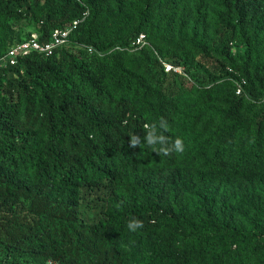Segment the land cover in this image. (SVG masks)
Instances as JSON below:
<instances>
[{"label":"trees","instance_id":"1","mask_svg":"<svg viewBox=\"0 0 264 264\" xmlns=\"http://www.w3.org/2000/svg\"><path fill=\"white\" fill-rule=\"evenodd\" d=\"M75 21L0 66V264H264V0H0V57Z\"/></svg>","mask_w":264,"mask_h":264},{"label":"built area","instance_id":"2","mask_svg":"<svg viewBox=\"0 0 264 264\" xmlns=\"http://www.w3.org/2000/svg\"><path fill=\"white\" fill-rule=\"evenodd\" d=\"M77 24L78 21H75L73 25L65 29H56L52 34V39L46 42L40 41L38 32H33L30 38L11 46L8 52L4 56L0 57V66H6L8 63L16 64L19 60V57L26 56L35 50L39 52H43L47 55L52 54L56 47L63 45L69 41V36ZM137 43L138 44L145 43L144 34H141L137 38ZM165 66L167 71L175 70L178 72H183V69L181 67H176L169 63H165ZM245 83L246 80L244 78L241 79L240 81H237L236 85H237L238 94L243 92V85Z\"/></svg>","mask_w":264,"mask_h":264},{"label":"clouds","instance_id":"3","mask_svg":"<svg viewBox=\"0 0 264 264\" xmlns=\"http://www.w3.org/2000/svg\"><path fill=\"white\" fill-rule=\"evenodd\" d=\"M145 136L143 139L137 134L130 135V148H136L146 143L151 147L152 151H155L160 156L170 155L173 151L177 153H183L185 150L184 140L181 137H176V139L169 146V137L165 135L166 132L170 131L169 124L167 120L161 118L158 122H153L151 124H145ZM159 145V147H157ZM143 221L138 218H130L127 223V228L130 231H137L143 228Z\"/></svg>","mask_w":264,"mask_h":264},{"label":"rangeland","instance_id":"4","mask_svg":"<svg viewBox=\"0 0 264 264\" xmlns=\"http://www.w3.org/2000/svg\"><path fill=\"white\" fill-rule=\"evenodd\" d=\"M13 27H14L15 34L20 35V36H26L30 30H33L32 25H28L24 22L17 23L13 25Z\"/></svg>","mask_w":264,"mask_h":264}]
</instances>
